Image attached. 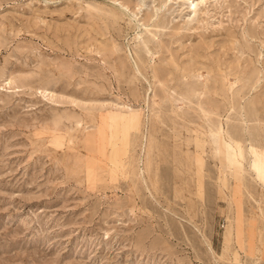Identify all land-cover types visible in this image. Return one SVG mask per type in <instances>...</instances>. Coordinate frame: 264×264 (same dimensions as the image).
<instances>
[{
    "label": "rangeland",
    "instance_id": "374dc122",
    "mask_svg": "<svg viewBox=\"0 0 264 264\" xmlns=\"http://www.w3.org/2000/svg\"><path fill=\"white\" fill-rule=\"evenodd\" d=\"M0 264H264V0H0Z\"/></svg>",
    "mask_w": 264,
    "mask_h": 264
},
{
    "label": "bare ground",
    "instance_id": "6f19581e",
    "mask_svg": "<svg viewBox=\"0 0 264 264\" xmlns=\"http://www.w3.org/2000/svg\"><path fill=\"white\" fill-rule=\"evenodd\" d=\"M204 0H199V2H202ZM196 5L197 3H193V10L194 8H196ZM120 7L121 9H127V6L123 5L120 3ZM133 16L135 17V15L133 14ZM133 64L135 65V70L137 72H141L140 70V66H144L145 64L142 63L141 65L136 61L134 60ZM157 74L154 72L153 73V77H155ZM221 138H219L220 140ZM222 140V141H221ZM221 145L219 143V149L221 148L224 152V157L227 158L228 161H230L231 163L233 162V158H234V148H233V145L230 141H227V140H224V139H221ZM222 153H220V151H218V155H220ZM221 156V155H220Z\"/></svg>",
    "mask_w": 264,
    "mask_h": 264
}]
</instances>
